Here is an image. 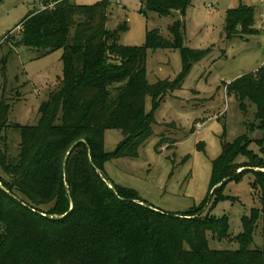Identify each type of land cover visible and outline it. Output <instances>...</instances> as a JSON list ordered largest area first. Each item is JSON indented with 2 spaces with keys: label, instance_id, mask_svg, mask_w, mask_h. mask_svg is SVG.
Returning a JSON list of instances; mask_svg holds the SVG:
<instances>
[{
  "label": "trees",
  "instance_id": "trees-1",
  "mask_svg": "<svg viewBox=\"0 0 264 264\" xmlns=\"http://www.w3.org/2000/svg\"><path fill=\"white\" fill-rule=\"evenodd\" d=\"M192 1L142 0V14L178 12L183 17ZM41 3L42 8L28 12L16 25L20 36L14 49L36 50L37 58L62 50L63 72L40 103L35 125L9 122V103L0 101V167L6 176H0V264H264V172L236 174L231 167L239 156L264 167L263 159L247 151L246 135L223 145L211 172L212 195L244 172L252 173L259 191L261 208L240 218L242 231L234 237L235 250L207 245V232L228 237L226 216L198 215L201 207L185 214L155 210L132 191L110 183L103 173L108 159L137 157L152 134L156 122L153 112H145L146 98L157 108L181 87L193 64L209 49L185 45L180 19L168 26L171 40L152 29L143 46L131 47L119 43L126 24L107 28L110 0L91 5L74 0ZM253 25L252 8L229 9L226 39L240 30L251 31ZM157 49L179 50L182 65L175 80L147 81L146 54ZM226 92L235 94L242 110L246 101L254 106L258 123L253 128L264 132V63L228 84ZM8 129L20 131L14 160L7 153V138L1 136ZM110 129L122 134L112 153L103 148L104 132ZM257 143L264 153L263 139ZM162 145L159 142L156 148ZM258 221L262 246L252 249Z\"/></svg>",
  "mask_w": 264,
  "mask_h": 264
},
{
  "label": "rangeland",
  "instance_id": "rangeland-1",
  "mask_svg": "<svg viewBox=\"0 0 264 264\" xmlns=\"http://www.w3.org/2000/svg\"><path fill=\"white\" fill-rule=\"evenodd\" d=\"M74 1L91 5L100 0ZM110 1L107 28L127 26L119 34L121 45L143 46L146 32L152 29L171 40L168 26L180 19L184 22L185 45L209 51L193 64L181 87L165 96L157 108L153 109L151 99L146 98L145 112H153L156 122L152 134L139 147L137 157L106 160L103 163L106 179L121 189L132 191L139 200L158 211L185 214L201 207L198 215L216 219L226 216L228 237L219 238L207 232V245L216 250L237 249L234 237L242 231L240 218L253 208H261L259 191L253 186L252 173L244 172L226 181L219 192L212 195V162L221 155L223 145L232 143L240 135L249 139L247 151L264 160L257 143L263 139L264 149V132L253 128L258 123L254 106L246 101L242 110L235 94L226 92L228 84L256 72L264 63V34L261 30L254 31L262 21L263 2L193 0L182 17L178 12L159 16L148 11L144 15L142 0ZM240 5L254 10L252 30H240L233 39H226V13ZM42 7L41 0H3L0 5V101L9 103V122L21 126L37 123L40 103L47 99L63 72L62 50L37 58L36 50L14 49L13 42L20 36L16 25L28 12ZM181 65L177 49L148 50L147 81L150 84L165 79L173 81L180 74ZM1 136L7 138V153L14 160L20 131L8 129ZM121 139L120 130H106L104 151L114 152ZM159 142L163 145L156 148ZM231 167L236 174L251 169L264 172L263 166L254 165L245 156L235 158ZM0 176L6 178L1 167ZM108 186L112 185L108 183ZM257 224L252 249L262 246L261 222Z\"/></svg>",
  "mask_w": 264,
  "mask_h": 264
},
{
  "label": "built area",
  "instance_id": "built-area-1",
  "mask_svg": "<svg viewBox=\"0 0 264 264\" xmlns=\"http://www.w3.org/2000/svg\"><path fill=\"white\" fill-rule=\"evenodd\" d=\"M261 1L263 2V5H264V0H261ZM263 9H264V6H263ZM256 27H257V30H259V31L261 30L263 32V34H264V13L262 14V21ZM199 127L200 126H198V128Z\"/></svg>",
  "mask_w": 264,
  "mask_h": 264
},
{
  "label": "water",
  "instance_id": "water-1",
  "mask_svg": "<svg viewBox=\"0 0 264 264\" xmlns=\"http://www.w3.org/2000/svg\"><path fill=\"white\" fill-rule=\"evenodd\" d=\"M112 190H114V188L112 187V186H109ZM144 205H146V204H144Z\"/></svg>",
  "mask_w": 264,
  "mask_h": 264
}]
</instances>
